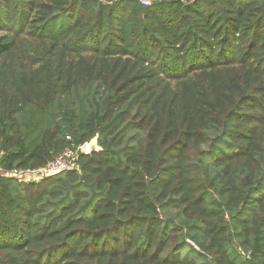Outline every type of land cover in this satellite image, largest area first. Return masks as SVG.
Returning <instances> with one entry per match:
<instances>
[{
	"label": "trees",
	"instance_id": "trees-1",
	"mask_svg": "<svg viewBox=\"0 0 264 264\" xmlns=\"http://www.w3.org/2000/svg\"><path fill=\"white\" fill-rule=\"evenodd\" d=\"M0 0V264H264V0Z\"/></svg>",
	"mask_w": 264,
	"mask_h": 264
},
{
	"label": "built area",
	"instance_id": "built-area-1",
	"mask_svg": "<svg viewBox=\"0 0 264 264\" xmlns=\"http://www.w3.org/2000/svg\"><path fill=\"white\" fill-rule=\"evenodd\" d=\"M142 4L147 5L145 0H138ZM80 154H87V144L77 148L69 147L64 149L59 155L47 162L42 168L38 170H12L4 172L0 168V176L13 177L21 181H43L47 177L56 174L71 171L77 167V162Z\"/></svg>",
	"mask_w": 264,
	"mask_h": 264
},
{
	"label": "water",
	"instance_id": "water-1",
	"mask_svg": "<svg viewBox=\"0 0 264 264\" xmlns=\"http://www.w3.org/2000/svg\"><path fill=\"white\" fill-rule=\"evenodd\" d=\"M98 150L99 148L97 146V138L95 137L87 143V154H90Z\"/></svg>",
	"mask_w": 264,
	"mask_h": 264
}]
</instances>
